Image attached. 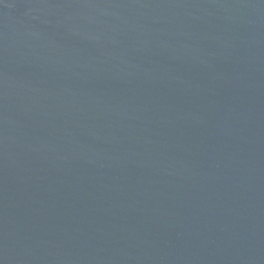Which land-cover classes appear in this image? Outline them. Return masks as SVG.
Returning a JSON list of instances; mask_svg holds the SVG:
<instances>
[{
    "label": "water",
    "instance_id": "obj_1",
    "mask_svg": "<svg viewBox=\"0 0 264 264\" xmlns=\"http://www.w3.org/2000/svg\"><path fill=\"white\" fill-rule=\"evenodd\" d=\"M0 264H264V0H0Z\"/></svg>",
    "mask_w": 264,
    "mask_h": 264
}]
</instances>
